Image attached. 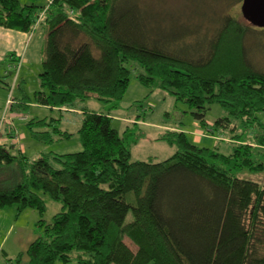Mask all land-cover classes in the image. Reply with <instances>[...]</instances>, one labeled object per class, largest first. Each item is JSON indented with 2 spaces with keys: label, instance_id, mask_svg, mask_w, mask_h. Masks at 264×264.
Segmentation results:
<instances>
[{
  "label": "trees",
  "instance_id": "16d2710c",
  "mask_svg": "<svg viewBox=\"0 0 264 264\" xmlns=\"http://www.w3.org/2000/svg\"><path fill=\"white\" fill-rule=\"evenodd\" d=\"M163 2L52 0L48 7L45 90L36 101L81 114L83 150L29 160L15 155L14 145L0 144V210L34 208L44 228L15 263L27 255V264H264V186L239 176L264 171V69L256 60L264 29L218 12L210 0H187L178 14ZM45 10L0 0V24L33 32ZM132 61L143 68L142 85L169 90L204 127L212 105L220 104L227 114L211 131L233 126L232 153L168 130L161 139L177 147L171 158L134 161L110 114L76 108L92 97L118 108ZM22 87L21 102L10 106L24 115L30 100ZM250 124L261 130L254 143L235 134ZM47 125L46 119L28 123L36 138L52 141L49 131H39ZM45 196L64 209L50 224L43 219Z\"/></svg>",
  "mask_w": 264,
  "mask_h": 264
},
{
  "label": "rangeland",
  "instance_id": "374dc122",
  "mask_svg": "<svg viewBox=\"0 0 264 264\" xmlns=\"http://www.w3.org/2000/svg\"><path fill=\"white\" fill-rule=\"evenodd\" d=\"M28 1L44 4L46 8L49 6L50 2V0H22V3ZM186 3L187 0H164L163 2L165 10L168 12L174 11L175 14L180 13L181 7L183 4L186 5ZM209 3L212 4L213 1L210 0ZM213 4L216 6L215 9L218 10V12H224V14L231 13L243 18L241 11L242 3L229 7H226L225 4ZM45 13H47V11ZM44 18L45 16L40 18L37 24L38 31H36L32 53L33 57L36 56V58L38 55L37 46H41L42 41L44 44L43 54L45 52L46 35L44 24H42ZM262 53L257 54L256 60H258L260 68L264 69V54L262 55ZM36 58L24 60L19 65L13 66L15 71H12H14V74L16 73L15 77H0V112H7L5 117H3L5 122L2 138L7 140L6 142H8L7 145L9 147L14 145L11 151L15 155L20 156L23 154L28 157L29 160L37 159L42 154L60 155L80 152L83 150L82 140L79 134L81 128V114L76 111L68 112L67 108L52 109L51 107H45L38 104L36 101L35 94L43 89L45 90V88L42 87L40 79L43 65L39 63ZM4 64L5 63H3L2 67H4ZM131 65V83L118 108L112 109L109 106L110 104L94 97L88 98L84 102H79L76 108H84L89 112L110 114L113 128H116L121 136L126 137L127 143L131 145L134 161L155 160L160 162L171 158L176 153L177 147L161 139L168 130L185 132L193 143L215 149L221 154L229 155L232 153L235 146L232 142L234 136V134H232L233 126L229 127V132L226 133L221 129H217L216 132L211 131L216 125V121L227 114V111H225L220 104L215 103L212 105L207 115V126L204 127L195 118L190 107L179 101L169 90L162 89L158 86L152 91L142 85L138 76L143 72V68L135 61H132ZM20 74H22L21 76L26 80L25 83L21 85H23L22 88L26 90L30 100V105L25 110L24 115L12 113L10 106L11 102L8 105L9 100L20 103L23 97L22 90L16 87V84L18 85L20 81ZM157 84H160L159 80ZM10 85L12 86V92L8 87ZM15 89H17L16 92ZM260 117L264 120L263 114ZM34 119L47 120L48 125L40 128L39 131H49L52 141H42L34 136L33 131L28 127V123ZM55 128H59L62 132L69 131L74 135L70 138H66L61 132H55ZM257 133H261L257 124H250V127L241 125L240 129L235 131V134H244L245 141L248 143L255 142L254 140ZM239 176L258 182L264 186V171L251 172L245 170L242 171ZM132 198L133 196H131V199ZM44 199L47 205V211L43 219L45 223L50 224L53 222L54 216L64 209L61 203L51 200L48 196H45ZM14 207L16 208L18 206L15 205ZM22 213L20 217L21 221L19 220V225L21 224L22 229L31 230L30 232L36 234V238L43 236L44 228L38 226L39 221L42 219L39 211L34 208H29ZM132 216V214L129 215V220H132ZM24 232L25 231H22V236ZM28 260V256L25 255L22 257L20 264H27ZM58 264L79 263L59 262Z\"/></svg>",
  "mask_w": 264,
  "mask_h": 264
},
{
  "label": "crops",
  "instance_id": "0c3cea01",
  "mask_svg": "<svg viewBox=\"0 0 264 264\" xmlns=\"http://www.w3.org/2000/svg\"><path fill=\"white\" fill-rule=\"evenodd\" d=\"M22 1V0H21ZM51 1V0H50ZM36 2H24L23 4H32ZM50 3V2H49ZM37 4V3H36ZM41 7H45L44 4H37ZM48 6V5H47ZM35 29L33 32H25L16 29L5 28L0 24V77L7 76L8 74L15 77L13 66L19 65L24 60L35 59L33 57L34 40L36 37ZM38 55L36 60L39 63H43V51L44 44L42 41L41 46L38 45ZM4 64V67L3 66ZM14 70V71H12ZM20 74V81L16 87L21 89V84L25 83V78ZM16 81V80H15ZM14 84V87H15ZM12 92V86H8ZM17 89H15L16 92ZM10 100L8 105L10 104ZM6 110V109H5ZM70 112V110H67ZM6 111L0 112V144H8L5 138H2V132L4 128V119ZM23 213H20L18 207H7L0 210V264H14L19 255L26 252L28 247L36 238V234L28 230H23L21 224L19 225L20 217ZM20 220V221H19ZM22 231L24 235L22 236Z\"/></svg>",
  "mask_w": 264,
  "mask_h": 264
},
{
  "label": "water",
  "instance_id": "95a60500",
  "mask_svg": "<svg viewBox=\"0 0 264 264\" xmlns=\"http://www.w3.org/2000/svg\"><path fill=\"white\" fill-rule=\"evenodd\" d=\"M241 11L246 21L264 29V0H243Z\"/></svg>",
  "mask_w": 264,
  "mask_h": 264
},
{
  "label": "built area",
  "instance_id": "2783aa9c",
  "mask_svg": "<svg viewBox=\"0 0 264 264\" xmlns=\"http://www.w3.org/2000/svg\"><path fill=\"white\" fill-rule=\"evenodd\" d=\"M51 3H52V1H50L49 6H50ZM49 6H48V7H49ZM48 7L46 8L45 12L47 11ZM45 12L42 13V14L40 15V18H43V16H45ZM11 102H12V101H11Z\"/></svg>",
  "mask_w": 264,
  "mask_h": 264
}]
</instances>
